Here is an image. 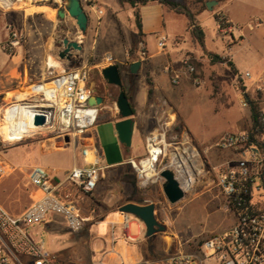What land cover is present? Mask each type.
Here are the masks:
<instances>
[{
    "label": "crops",
    "instance_id": "obj_1",
    "mask_svg": "<svg viewBox=\"0 0 264 264\" xmlns=\"http://www.w3.org/2000/svg\"><path fill=\"white\" fill-rule=\"evenodd\" d=\"M208 1L217 2L214 6L220 7L218 10L226 19L229 29H232L237 23L235 17L233 19L223 10L224 5L232 0H205V10L200 7L189 8L192 12H195L196 21L204 29L205 48L192 38L189 20L185 15L178 14L161 3L152 2L147 5H141L138 9L130 6L128 11V15H135L136 10H138L142 24L141 34L139 30H133L132 32L135 40H137L138 49L135 54L138 57L130 59V51H128L127 47L131 46V44L123 43L124 54L113 57L108 53L107 55L113 57L111 63L96 64L94 66L100 72L104 67L111 64H116L120 67L123 87L134 106L133 119L135 125L132 145L130 148H126L118 139L115 123L120 121L121 117L116 107V100L113 98V85H109L106 82L105 90L100 85H97L96 88L92 87L91 89L95 96L104 97L98 123L95 127L101 155V166L104 170L100 183L93 193L84 194L73 187L63 191L64 193L70 192L74 198L78 199L86 222L83 229L78 232L71 231L63 217L57 218L54 223L48 225V229L51 231L70 230L76 236L70 246L56 251L62 260L78 264H168L172 255L177 252H186L200 257L201 254L197 245L187 251L182 249V241L185 238L177 234L174 230L175 228L166 229V221L162 220L161 211L172 217V223L176 227L178 215L181 211L189 208V212L194 213L204 210L208 204L209 206L217 204L229 214L231 223L227 229L234 224L235 216L225 210L224 197L216 183L219 173L224 172L230 166H234V162L237 160V155L233 151L221 149L217 146L222 135L229 131L222 132L210 140L197 139L191 134L176 112L177 120L180 124V127L176 128L181 131V138L178 143L180 148L192 159V164L198 170V174L193 189L185 192L184 198L175 204L169 203L163 193V179L144 186L139 180L135 179L134 171L128 164L130 158H139L146 154V143L144 150L139 151L136 138L143 136L146 141V137L150 133L163 128L164 117L158 114L157 108L161 106L162 102L168 103L164 98L165 92L170 86V75L165 70L166 66L171 65L182 74L186 82L191 83L192 78L183 67V60L191 58V62L197 67L202 84L208 85V81L211 80V70H215L216 62L215 65L210 61L203 68L201 63H199V61L206 63V59L203 58L205 51L210 54H219L216 46L215 48H208L207 45L208 35L206 27H215L217 33H219L218 28H220L214 15L215 13H210L211 10L206 6ZM119 7L121 8L120 5ZM36 8H46V6L40 5L36 6ZM261 9H264V1ZM168 12H172L176 16H184L187 19L185 33L178 29L179 20L176 17L169 18V24L166 22V14ZM116 13L119 14V21L114 20L118 24L123 17H121L119 11ZM8 14L17 15L18 12L12 11ZM5 16L8 18L7 15L0 14V86L6 89L4 92H7L19 84L33 82V79L37 77V82L41 81L45 76V70L40 77L30 74L26 67L23 53L20 51L21 48L15 54L3 52L6 45L4 41ZM23 16L25 17V13H23ZM211 16L215 18L213 23L209 21ZM88 27L94 32L93 23H90V19ZM163 34L167 35L169 40L173 41V44L170 48L166 47L161 50L158 47V37ZM119 35L122 41H126L127 37L123 39L120 33ZM241 39H243V36H241ZM141 44L147 54L145 60L139 58ZM222 58L227 57L222 56ZM137 61H141V66L136 74H132L129 71V65ZM220 73L216 75L218 82H220ZM259 75L254 77L252 74L251 79L239 77H241L242 83L247 88L249 98L259 108V111L264 113V87H261L259 83V79L264 75V66H262ZM149 79L152 82L151 85L148 82ZM247 80H251L249 85L245 82ZM150 88L154 90L152 98H149L148 95ZM236 89L238 90V97L241 99L242 92L238 86ZM249 111L245 130H250L253 123L251 108H249ZM54 142V139L48 138V149H39L42 156H48V169L52 171L51 181L53 183L57 184L62 181L66 173L73 167L85 168L90 166L85 162L82 155V141H77L75 145L62 147L55 146ZM133 146L138 150L136 153H133L131 149ZM144 190L146 191L144 192ZM130 202L139 205L154 203L156 206L155 215L165 229L148 236L146 234V226L141 219L120 211L123 205ZM126 222L127 225H125ZM212 234L215 233L203 235V237L207 238ZM198 237L200 236H192L188 239ZM192 263L217 264L214 259L200 263L198 258Z\"/></svg>",
    "mask_w": 264,
    "mask_h": 264
},
{
    "label": "built area",
    "instance_id": "obj_2",
    "mask_svg": "<svg viewBox=\"0 0 264 264\" xmlns=\"http://www.w3.org/2000/svg\"><path fill=\"white\" fill-rule=\"evenodd\" d=\"M9 1L10 4H7L5 0H0V10H9L22 0ZM66 1L55 0L59 7H64ZM80 1L86 12L90 11L96 16L99 25L100 16L104 13L102 6L95 0ZM222 20L226 22L224 17ZM9 31L6 49L12 52L21 47L24 38L15 30ZM167 42V35L158 37V47L161 50L166 48ZM146 57L141 44L139 58L145 60ZM105 60L111 63L113 57L106 55ZM183 67L196 86L202 84L196 66L190 59L183 60ZM57 68V64L47 62L44 78L29 84L26 100L8 101L5 100V93H0V129L2 131V125L7 124L11 131L18 130L20 125L17 117L8 115V109L17 103H34L35 106L28 112V119L35 130L28 134H47L49 139L55 140L57 147L75 145L77 141H82V155L90 166L73 167L57 184L51 181L42 166L34 165L29 169L28 181L33 187L31 204L18 215L8 212L0 205V264H78L62 260L46 248L44 241L35 240L28 232L30 226L43 222L50 212L62 216L71 231L78 232L83 229L86 219L82 215L78 199L70 192L63 191L73 187L84 194L93 193L104 170L95 132L102 105L96 104V100L94 105L89 103L90 98L96 96L88 84V70L82 67L58 71ZM165 70L171 76V82L178 85L179 72L171 65H167ZM242 78L251 79L252 74L246 72ZM259 83L264 87V75ZM247 94L246 88L242 92V98L247 102L242 101V106L251 108ZM35 116H43L45 124L35 125ZM170 123L171 120L164 121L161 130L150 133L145 141L146 154L139 158H130L128 164L144 186L163 179L161 172L169 169L174 172L184 192H188L193 189L198 170L177 141H167ZM258 123L256 130L226 132L217 143L219 148L233 151L237 155L234 166L219 173L216 182L224 197L225 210L235 216L234 224L221 233L203 239L197 245L200 257L177 252L172 255L168 264H191L196 258L200 263L214 259L217 264H264L263 112L259 113ZM3 138L11 142L4 135ZM7 172L4 160L0 159V177Z\"/></svg>",
    "mask_w": 264,
    "mask_h": 264
},
{
    "label": "rangeland",
    "instance_id": "obj_3",
    "mask_svg": "<svg viewBox=\"0 0 264 264\" xmlns=\"http://www.w3.org/2000/svg\"><path fill=\"white\" fill-rule=\"evenodd\" d=\"M95 1L102 6L104 13L100 16V24L98 25L96 16L90 11L86 12L90 23H93L94 32L88 27L85 35L68 13L64 19L59 17V10L64 7L52 4V0L49 2L22 0L14 4L9 10H0L1 15L8 16V18L5 16L4 24L5 43L8 41L10 29L17 31L24 38L21 47L9 52L5 45L3 52L15 54L21 48L20 51L23 53L29 73L39 77L46 70L47 62L57 64L58 71L86 67L89 87L96 88L97 85H100L105 90L106 81L102 73L94 66L106 64L105 56L108 53L113 57L124 54L123 43L131 44L127 47L128 51H132L130 59L138 57L135 54L138 49L137 40H135L132 32L139 29L136 16L128 15L129 4L120 8L116 0ZM181 1L188 9L200 7L205 10V0ZM263 1L232 0L224 5L223 10L233 19H237L233 28L229 29V25H225L218 28L219 33H217L215 27H206L208 48H215L216 46L218 55L227 57L216 62L217 65L214 63L216 68L211 70V80L208 81V85L203 83L196 86L193 82H186L180 73V83L174 85L170 76V86L164 95L168 103L162 102L161 106L157 108L158 114L164 117V121L171 120L167 133L168 142H178L181 138V131L176 130V127H180L176 112L197 139L210 140L225 131L240 132L245 130L250 111L248 106H242V101L246 103L247 100L244 97L241 99L238 97L236 87L239 79L237 78L239 76L244 77L247 71L257 77L262 66H264V9H261ZM40 5H45L46 8H36ZM218 9L220 7L214 6L210 13L224 17ZM12 11H17L18 14H8ZM117 11L123 17L118 24L115 21L118 20ZM23 13H25V17ZM192 13L195 15V12ZM175 17L179 20L178 29L185 33L187 19L184 16H176L174 13L168 12L166 22L169 24V20ZM209 21L213 23L215 18L211 16ZM119 33L123 39L127 37L126 41L120 39ZM64 39L79 42L82 46L81 50L72 49L70 60L61 59L59 56V52L63 49ZM172 44L173 41L169 40L168 37L166 47L170 48ZM203 58L206 59V63L199 61L202 68L210 63V53L205 51ZM219 73L220 82L216 80V75ZM37 78H34L33 82L19 84L7 92L17 94L28 92L30 90L29 84L37 82ZM245 82L249 85L251 80ZM113 87V98L117 100L119 88ZM4 91L6 89L0 86V93H5ZM130 101L132 102V100ZM2 134L9 140L3 130L0 129V159L4 160L8 170L0 177V205L8 212L18 215L32 202L33 187L28 181L29 169L40 164L51 178L52 171L48 169V156H42L39 150L41 148L48 149V135L34 133L29 134L20 142H8L4 140ZM136 142L139 151L144 150L145 138L138 136ZM131 149L133 153L138 151L135 146ZM134 176L138 180L135 172ZM188 209L179 213L176 227L172 223V217L165 214L164 211L160 213L162 220L166 221V229L175 228V232L185 238L182 241V249L185 251L195 247L205 239L203 235L221 233L231 223L229 214L217 204L214 206L208 204L204 210L194 213H190ZM61 217L50 212L43 222L30 226L28 229L29 234L35 240L44 241L46 248L56 255H59L56 251L67 248L76 239L75 234L70 230L51 231L48 229V225ZM192 236L200 237L188 239Z\"/></svg>",
    "mask_w": 264,
    "mask_h": 264
},
{
    "label": "water",
    "instance_id": "obj_4",
    "mask_svg": "<svg viewBox=\"0 0 264 264\" xmlns=\"http://www.w3.org/2000/svg\"><path fill=\"white\" fill-rule=\"evenodd\" d=\"M217 4L216 1H208L206 6L208 9L212 10L213 6ZM72 17L80 29V31L85 35L88 28V15L84 10L80 0H67L64 8L59 10V17L64 19L66 14ZM72 49L81 50L82 46L79 42L70 41L68 39L63 40V49L59 52L61 59L70 60L72 56ZM141 66V61L131 63L129 65V71L132 74H136ZM104 80L109 84L119 88V94L116 100V107L118 109L121 120L115 123V129L118 134V139L122 145L126 148H130L132 145V136L134 132V109L132 107L131 101L126 95L123 87V80L121 75L120 67L116 64H111L104 67L101 71ZM102 105L104 98L102 96L91 97L89 103L91 105L95 104ZM251 105V103H250ZM252 107V105H251ZM33 123L35 125H44L45 118L43 116H35L33 118ZM69 139L67 138L66 141ZM161 177L164 182L162 184L163 193L167 201L171 204H175L184 198L185 192L180 186V183L175 177L172 170L166 169L161 172ZM156 206L154 203L148 205H139L136 203H127L120 208V211L125 214H130L141 219L147 230V235L152 236L156 232L163 231L165 227L158 221L155 215Z\"/></svg>",
    "mask_w": 264,
    "mask_h": 264
},
{
    "label": "trees",
    "instance_id": "obj_5",
    "mask_svg": "<svg viewBox=\"0 0 264 264\" xmlns=\"http://www.w3.org/2000/svg\"><path fill=\"white\" fill-rule=\"evenodd\" d=\"M116 2L121 7H123L125 4H129L132 8H135V9H138V7L141 5L143 6V5H147L149 3H152V2H158V3H161L165 6H167L169 9L173 10L174 12H176L178 14L185 15L189 20V28H190V34H191L192 38L194 39L195 42H197L198 44H200L202 47L205 48V32H204V29L197 23L195 15L188 9V7L181 0H116ZM135 16L137 19V26H138V29H139L140 34H141L142 24H141L140 15L138 13V10H136ZM216 20H217V22L221 28L224 27L225 25L228 26L227 22L224 23V21L222 20L221 15H216ZM131 54H132V51L129 54L130 57H131ZM210 57H211V61L213 63L218 62V61L223 59L221 56H219L217 54H210ZM196 69H197V67H196ZM239 79H240V77H239ZM148 82L150 85L152 84L150 79L148 80ZM238 87L242 92H244L246 90V87H245V85H243L241 79L239 80ZM124 91H125V89H124ZM153 94H154V90H153V88H150L149 93H148L149 98H152ZM126 95L130 99V97L127 93H126ZM246 96L252 104L251 118H252L253 123H252L251 129L256 130L259 126V123H258V116L260 113L259 108L249 98V94H247ZM131 104H132V102H131ZM132 107L134 109L133 104H132ZM176 130H177V128H176ZM253 140L254 139L252 138V141ZM97 145H98V143H97ZM98 149H99V146H98Z\"/></svg>",
    "mask_w": 264,
    "mask_h": 264
},
{
    "label": "bare ground",
    "instance_id": "obj_6",
    "mask_svg": "<svg viewBox=\"0 0 264 264\" xmlns=\"http://www.w3.org/2000/svg\"><path fill=\"white\" fill-rule=\"evenodd\" d=\"M40 2L46 0H38ZM7 4H10L9 0H5ZM52 4H57L55 0H52ZM29 92V91H28ZM28 92H24L23 94H17V93H12V92H5L4 97L5 100H14L17 99L19 100H26V97L28 96ZM35 105L34 103H17L13 107L9 108L7 113L8 115H16L17 117V123L20 125V128L18 130L11 131L9 129L7 124L2 125V130L5 133V135L8 137V139L13 142V141H19L25 138L26 136H29L28 133L32 132L35 130V127H33L32 123L28 119V112L30 111L31 108H33ZM20 142V141H19Z\"/></svg>",
    "mask_w": 264,
    "mask_h": 264
},
{
    "label": "flooded vegetation",
    "instance_id": "obj_7",
    "mask_svg": "<svg viewBox=\"0 0 264 264\" xmlns=\"http://www.w3.org/2000/svg\"><path fill=\"white\" fill-rule=\"evenodd\" d=\"M104 98V97H103Z\"/></svg>",
    "mask_w": 264,
    "mask_h": 264
}]
</instances>
